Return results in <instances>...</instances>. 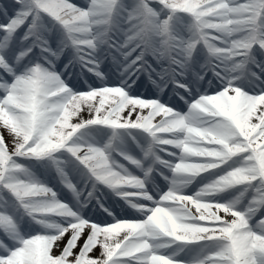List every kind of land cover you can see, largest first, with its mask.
Masks as SVG:
<instances>
[{"label":"snow or ice","instance_id":"6c2138e0","mask_svg":"<svg viewBox=\"0 0 264 264\" xmlns=\"http://www.w3.org/2000/svg\"><path fill=\"white\" fill-rule=\"evenodd\" d=\"M0 129V264H264V0L0 2Z\"/></svg>","mask_w":264,"mask_h":264},{"label":"rangeland","instance_id":"374dc122","mask_svg":"<svg viewBox=\"0 0 264 264\" xmlns=\"http://www.w3.org/2000/svg\"><path fill=\"white\" fill-rule=\"evenodd\" d=\"M0 2H7V0H0ZM72 2L78 4V5H81V6H85L86 4V0H72ZM211 78V77H209ZM87 79H88V82L91 83V84H94V85H98L100 82L93 76H91L90 74L87 76ZM110 83H115L116 82V78L115 76H111L110 78ZM72 83L74 84V86L78 89H81V90H84L86 89L87 85L84 84L83 82V79H79V78H76V77H73L72 79ZM151 87V84L150 82L147 80V87L146 88H149ZM217 87V83H214L211 88H209V86L207 84L204 85V88L208 89L210 92L212 91H215ZM154 91H157L159 92L155 87L153 88ZM142 90L141 89H134V94L136 95H140L142 96ZM182 110H185L186 111V108L182 109ZM82 115L84 116V118H87L88 114L87 112H84L82 113ZM0 131H3V129H0ZM4 137H5V141L9 144V146L11 147V142H12V137L11 135H9L6 131L4 132ZM173 151H175L174 149H172ZM52 183L54 184L55 181H52ZM163 187V186H161ZM195 187H198V186H190L188 189H186L185 191L188 192L189 194L195 190ZM190 190V191H189ZM62 196L63 198L65 199H70V196L69 194L64 191L62 192ZM137 215L134 210L133 211H128V213H125L123 211H120V213L118 215H116L118 218H125L127 215ZM89 215L92 216V218L94 220H97V221H100V222H103V223H110L112 222V218H110L109 216L107 215H104V214H101L98 210H94V211H91L89 212ZM93 256H96V255H99V251L96 250L92 253Z\"/></svg>","mask_w":264,"mask_h":264},{"label":"bare ground","instance_id":"6f19581e","mask_svg":"<svg viewBox=\"0 0 264 264\" xmlns=\"http://www.w3.org/2000/svg\"><path fill=\"white\" fill-rule=\"evenodd\" d=\"M157 120H159V117H157Z\"/></svg>","mask_w":264,"mask_h":264}]
</instances>
